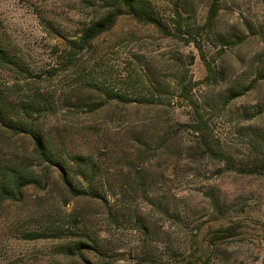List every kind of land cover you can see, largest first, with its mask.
I'll list each match as a JSON object with an SVG mask.
<instances>
[{
    "label": "rangeland",
    "instance_id": "rangeland-1",
    "mask_svg": "<svg viewBox=\"0 0 264 264\" xmlns=\"http://www.w3.org/2000/svg\"><path fill=\"white\" fill-rule=\"evenodd\" d=\"M132 3L76 50L69 41L113 0H0V42L17 63L0 62V96L38 108L29 121L76 187L41 164L32 136L0 125V164L45 179L0 206V264H264V173L201 146L217 139L235 166L264 158V0ZM228 225L234 235L208 245Z\"/></svg>",
    "mask_w": 264,
    "mask_h": 264
},
{
    "label": "trees",
    "instance_id": "trees-1",
    "mask_svg": "<svg viewBox=\"0 0 264 264\" xmlns=\"http://www.w3.org/2000/svg\"><path fill=\"white\" fill-rule=\"evenodd\" d=\"M113 5H117V7L87 24L77 39L69 41V47L76 50L84 49L94 38L110 29L116 22L118 16L124 12L123 10L133 12L134 14L135 9L132 0H113ZM216 12V6H213L209 17H214ZM148 21L154 23L157 27L167 33V31H165V26H163L159 21L151 17L148 18ZM167 34L171 33L168 32ZM0 62L2 64H17L9 49L1 42ZM206 64L210 69L209 64ZM192 104L194 106L195 114L198 117L197 125L192 126L196 130L201 131L203 129L202 125H204L203 116L197 104ZM36 110H38V108L35 106L31 107V103H22L21 109L18 110L17 108L12 107V103L7 98L0 96V125L11 130L13 133H27L32 136L33 154L39 159L41 164L46 163L48 166H55L60 171L65 187L68 190L73 191L76 187L73 184L72 178L67 175V160L54 150L53 146L50 145V143L40 134L39 129L35 128L33 123L29 121V116H31L32 112H36ZM201 138V146L210 157L225 158L227 165L231 166V168L235 170L247 173H264V158H255L249 167L235 166L231 161L233 159L232 156L219 146V141L217 139H210L204 134L201 135ZM71 158L80 166L79 171H77V175L85 178L87 169L84 165H88L87 155L77 152L71 156ZM43 181H45V179H43L35 169L28 165H22L17 162H6L0 164V206L4 201L19 199L23 188L26 186L30 184L38 185ZM234 233V227L230 225L215 228L207 239L208 245L216 243L219 239L233 236ZM83 246H85V243L78 240L71 241L70 244L67 245L68 249L71 250L72 253L78 254L79 256H83ZM172 264L182 263L174 262ZM183 264H206V261H196V259H194Z\"/></svg>",
    "mask_w": 264,
    "mask_h": 264
}]
</instances>
